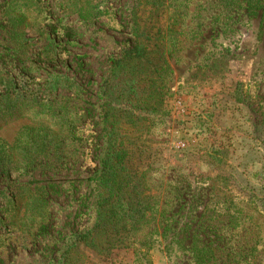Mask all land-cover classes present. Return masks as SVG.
Returning a JSON list of instances; mask_svg holds the SVG:
<instances>
[{
  "label": "rangeland",
  "instance_id": "rangeland-1",
  "mask_svg": "<svg viewBox=\"0 0 264 264\" xmlns=\"http://www.w3.org/2000/svg\"><path fill=\"white\" fill-rule=\"evenodd\" d=\"M246 1L0 0V264L71 245L72 264H264V0ZM105 112L137 174L129 240L99 253L81 237L108 194Z\"/></svg>",
  "mask_w": 264,
  "mask_h": 264
},
{
  "label": "trees",
  "instance_id": "trees-1",
  "mask_svg": "<svg viewBox=\"0 0 264 264\" xmlns=\"http://www.w3.org/2000/svg\"><path fill=\"white\" fill-rule=\"evenodd\" d=\"M249 2L251 1H246L247 12H249ZM147 52L146 47L143 49L141 46L139 47L134 44V48H131L126 53L134 55L135 58H141L146 53V57L148 58ZM112 97L113 93L105 91V99ZM107 117L108 114L105 112L103 115L104 130L105 135L110 140L109 146L107 150L103 151V156H101L98 162L99 169L95 170V174L98 175V186L102 185L107 188L108 194L107 196L99 197L93 208L95 212L94 222L85 235L81 237L87 248L99 253H103L104 251L98 248L102 243L109 247H114L129 240V205L122 198V192L131 182L132 174H137V169L134 168V171L131 172L130 168L126 165L124 166L127 150H118V146L121 143L115 136L117 135L115 133L116 129L110 128L108 130V126L112 125L113 122H109ZM44 230L45 226H41L38 233H43ZM73 248V245L68 246L67 251L69 254ZM68 253L65 251L59 254L56 264H72Z\"/></svg>",
  "mask_w": 264,
  "mask_h": 264
}]
</instances>
